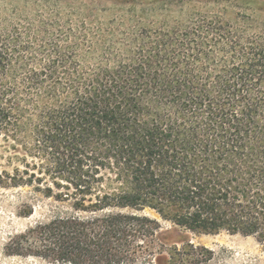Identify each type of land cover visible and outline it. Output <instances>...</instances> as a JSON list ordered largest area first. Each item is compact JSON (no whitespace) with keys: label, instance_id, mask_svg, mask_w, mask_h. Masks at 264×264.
Listing matches in <instances>:
<instances>
[{"label":"trees","instance_id":"1","mask_svg":"<svg viewBox=\"0 0 264 264\" xmlns=\"http://www.w3.org/2000/svg\"><path fill=\"white\" fill-rule=\"evenodd\" d=\"M238 27L203 14L182 31L142 28L128 59L91 69L56 44L50 65L30 69L0 47V139L18 162L0 187L35 185L76 212L37 224L6 254L127 264L161 229L143 211L264 251V22ZM212 256L189 242L158 254L160 264Z\"/></svg>","mask_w":264,"mask_h":264},{"label":"rangeland","instance_id":"2","mask_svg":"<svg viewBox=\"0 0 264 264\" xmlns=\"http://www.w3.org/2000/svg\"><path fill=\"white\" fill-rule=\"evenodd\" d=\"M263 8L262 0H0V47L12 56V66L19 60L28 69L50 65L56 58L54 44L59 54L78 58L84 69L112 67L128 59L136 47L133 36L142 28L182 31L207 14L250 34L264 22ZM5 147L0 139V171H11L18 162L10 161L14 154ZM72 214L71 202L48 198L35 185L0 187V264H46L8 256L6 248L37 224ZM143 214L158 219L161 229L127 264H147L148 254L152 264H160V252L188 242L213 252L204 264H264V251L252 237L195 235L175 229L151 211Z\"/></svg>","mask_w":264,"mask_h":264}]
</instances>
